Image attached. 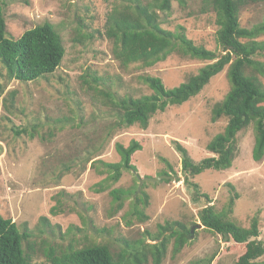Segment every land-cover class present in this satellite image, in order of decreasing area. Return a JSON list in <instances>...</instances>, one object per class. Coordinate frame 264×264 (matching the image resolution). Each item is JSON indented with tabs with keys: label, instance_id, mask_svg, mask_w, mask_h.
Returning a JSON list of instances; mask_svg holds the SVG:
<instances>
[{
	"label": "rangeland",
	"instance_id": "rangeland-1",
	"mask_svg": "<svg viewBox=\"0 0 264 264\" xmlns=\"http://www.w3.org/2000/svg\"><path fill=\"white\" fill-rule=\"evenodd\" d=\"M207 1L186 0L181 5L172 0L170 11L158 12L164 28L177 31L183 26L188 38L219 57L224 52L217 42V15ZM129 2L4 0L8 37L18 38L48 21L60 33L66 53L55 72L34 82L7 81L6 68L0 62V81L7 87L0 109V214L21 230L29 229L39 264L49 263L46 251L50 246L61 249L71 241L108 242L119 254L126 248L124 240L133 243L145 237V231L156 234L160 224L172 220L199 226L196 238L181 252L175 254L173 242L169 245L162 264H187L211 256L212 264H235L244 245L226 242L204 229L200 214L207 204L218 211L224 209L232 195L231 184L239 195L231 219L249 227L258 216L260 239L264 238V159L253 158L254 126L238 133L237 155L229 169H210L193 178L200 191L209 195V200L200 197L195 201L184 183L181 155L174 141L184 145L196 162L214 155L207 144L224 130L227 118L213 121L212 108L230 90L228 66L198 95L157 112L147 128L119 126L113 97L151 94L141 76H158L171 89L213 62L173 53L144 67L126 62L128 55L118 58L106 35L107 18ZM262 22L264 3L241 8L243 27ZM258 40L264 41V34ZM257 58L264 61V52ZM92 76L98 81H92ZM261 81L264 84L263 77ZM11 92L15 93L13 102L7 97ZM132 137L147 138L136 157L142 178L124 170L114 182L102 161L118 162L116 143H128ZM164 171L174 178L143 182ZM114 188L137 189L136 195L145 192L148 205L140 203L138 208L147 218L135 213L134 198L125 200L116 212L110 193ZM256 264H264V255Z\"/></svg>",
	"mask_w": 264,
	"mask_h": 264
},
{
	"label": "trees",
	"instance_id": "trees-1",
	"mask_svg": "<svg viewBox=\"0 0 264 264\" xmlns=\"http://www.w3.org/2000/svg\"><path fill=\"white\" fill-rule=\"evenodd\" d=\"M129 1L121 9H115L107 18L106 35L113 41L118 58L128 55L126 62L140 63L144 67L163 61L173 53L213 62L201 67L196 74L171 89L166 88L158 76H141L143 82L152 89L151 94L113 97L118 109L119 126L140 124L147 128L150 119L157 112H164L169 106L182 104L198 95L214 76L228 66L230 90L212 108L213 121L227 118L224 130L207 144L208 150L214 155L196 162L184 145L174 141L175 149L181 155L184 183L192 191L194 200L198 201L200 197L209 200V195L200 191L199 184L193 178L206 170L229 169L237 155V136L240 131L250 125L254 126L253 158L255 161L264 159V84L261 81L264 78V61L257 58V55L264 52V41L258 40L264 34V22L252 27H243L240 23L242 7L252 3L261 4L264 0L206 2L217 15V42L224 52L219 57L214 51L197 45L188 38L183 26H179L177 31L162 26L158 11H170L172 0ZM178 2L184 5L186 0ZM7 33L4 0H0V62L6 68L7 81L34 82L52 74L61 65L66 48L52 23L45 21L38 24L18 38L8 37ZM91 79L98 81L96 76ZM85 82L89 83L87 79ZM6 89V85L0 81V109ZM14 95L11 92L7 97L13 102ZM146 144L147 138L144 137H132L128 143L117 142L115 148L120 160L102 161L109 172L108 178L118 182L124 170L132 171L137 178H142L136 157ZM162 174L169 175L166 171ZM230 187L232 195L227 206L218 211L214 205L207 204L200 214L201 224L204 229L221 235L226 242L244 245V251L235 264H256V260L264 255V238L260 239L259 217H253L249 227L241 226L231 219L239 195L233 185L230 184ZM136 192L137 189H112L110 193L115 211L124 207L125 200L134 198L135 213L140 218L145 217L138 207L140 203L147 206L149 198L145 192H142L143 195H136ZM143 197L144 202L141 201ZM198 226L194 223L190 227L180 220L166 221L159 225L156 234L145 231V237L133 243L124 240L126 248L119 254L112 250L108 242L88 240L83 243L71 241L61 249L50 246L46 255L48 264H148L150 261L152 264H162L169 245L173 242L175 254L181 252L196 238L195 228ZM31 237L27 227L21 230L15 221L0 214V264H39L34 259L36 251ZM213 260L214 256L204 257L187 264H212Z\"/></svg>",
	"mask_w": 264,
	"mask_h": 264
},
{
	"label": "water",
	"instance_id": "water-1",
	"mask_svg": "<svg viewBox=\"0 0 264 264\" xmlns=\"http://www.w3.org/2000/svg\"><path fill=\"white\" fill-rule=\"evenodd\" d=\"M174 178V176L172 175H166V174H163L162 176L160 177H157V178H146L143 180L144 181H160V180H172ZM199 225V224H198Z\"/></svg>",
	"mask_w": 264,
	"mask_h": 264
}]
</instances>
